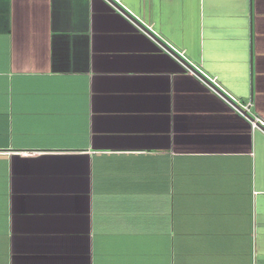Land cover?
Instances as JSON below:
<instances>
[{
	"label": "crops",
	"instance_id": "crops-1",
	"mask_svg": "<svg viewBox=\"0 0 264 264\" xmlns=\"http://www.w3.org/2000/svg\"><path fill=\"white\" fill-rule=\"evenodd\" d=\"M121 4L0 0V264H264V4Z\"/></svg>",
	"mask_w": 264,
	"mask_h": 264
},
{
	"label": "built area",
	"instance_id": "built-area-1",
	"mask_svg": "<svg viewBox=\"0 0 264 264\" xmlns=\"http://www.w3.org/2000/svg\"><path fill=\"white\" fill-rule=\"evenodd\" d=\"M112 8H114L115 10H117L118 12H120L122 15L127 16L128 19H130L131 21L133 19H131L129 17V15H127L126 13H129L130 15H132L129 10L127 8H124L121 4V0H105ZM118 6L122 7L123 10H121ZM126 12V13H125ZM132 17H134V15H132ZM168 54L178 60L179 62L182 63L181 58L185 59L183 52H180L179 50L169 46L168 49L164 48ZM184 64V63H182ZM185 68L191 73V74H195L194 71H199L201 74H203L204 79H201L202 82L204 83V85L210 89L212 92H214L215 94H217L226 104H228L234 111H236L238 114H240L243 117H247L250 116V106L251 104L248 102L246 104L241 103L239 100H237L235 97H233L232 95H230L229 93H227L217 82L214 78H210L208 77L206 74H204L199 68L194 67L192 69H189L188 67L185 66ZM194 70V71H193ZM221 92V93H220ZM248 118V117H247ZM259 120L257 118H253V120H250L251 125L253 128H257L258 122ZM260 122V121H259ZM261 124V122H260Z\"/></svg>",
	"mask_w": 264,
	"mask_h": 264
},
{
	"label": "water",
	"instance_id": "water-1",
	"mask_svg": "<svg viewBox=\"0 0 264 264\" xmlns=\"http://www.w3.org/2000/svg\"><path fill=\"white\" fill-rule=\"evenodd\" d=\"M182 62H183V60H181ZM221 93V92H220ZM250 120H253V118L252 117H250V116H247Z\"/></svg>",
	"mask_w": 264,
	"mask_h": 264
},
{
	"label": "snow or ice",
	"instance_id": "snow-or-ice-1",
	"mask_svg": "<svg viewBox=\"0 0 264 264\" xmlns=\"http://www.w3.org/2000/svg\"><path fill=\"white\" fill-rule=\"evenodd\" d=\"M260 3H261V4H264V0H260Z\"/></svg>",
	"mask_w": 264,
	"mask_h": 264
}]
</instances>
